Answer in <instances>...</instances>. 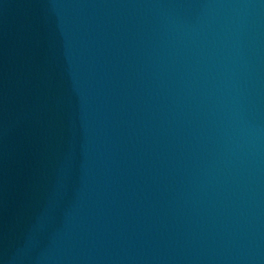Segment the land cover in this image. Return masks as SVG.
Returning <instances> with one entry per match:
<instances>
[{
	"label": "water",
	"instance_id": "obj_1",
	"mask_svg": "<svg viewBox=\"0 0 264 264\" xmlns=\"http://www.w3.org/2000/svg\"><path fill=\"white\" fill-rule=\"evenodd\" d=\"M0 264H264V0H0Z\"/></svg>",
	"mask_w": 264,
	"mask_h": 264
}]
</instances>
